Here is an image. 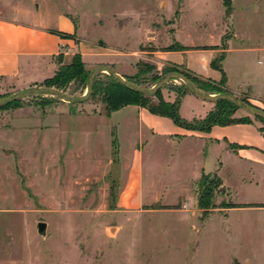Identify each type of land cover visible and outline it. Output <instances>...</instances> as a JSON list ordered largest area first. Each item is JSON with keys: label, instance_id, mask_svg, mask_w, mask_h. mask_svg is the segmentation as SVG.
Wrapping results in <instances>:
<instances>
[{"label": "rangeland", "instance_id": "374dc122", "mask_svg": "<svg viewBox=\"0 0 264 264\" xmlns=\"http://www.w3.org/2000/svg\"><path fill=\"white\" fill-rule=\"evenodd\" d=\"M27 8L65 15L76 36L116 58L124 75L141 69L138 86L146 89L158 74L146 58L155 52L264 45V0H0L3 16ZM181 86L170 81L160 94L176 96ZM17 91L6 89L0 99ZM63 92L81 97L86 86L71 83ZM101 99L70 104L35 96L0 108L1 115L29 119L23 129L0 119V264H264V214L233 216L226 227L217 215L195 212L193 201L177 200L182 191L174 181L183 172L166 154L159 153L152 173L171 190L137 209L118 207L122 168L112 130L106 144L97 129L106 117ZM54 114L61 124L55 130L48 121ZM236 116L253 118L240 109ZM35 118L39 127H32ZM149 165L145 159V180ZM197 193L196 186V201ZM219 195L215 188L214 204Z\"/></svg>", "mask_w": 264, "mask_h": 264}, {"label": "crops", "instance_id": "0c3cea01", "mask_svg": "<svg viewBox=\"0 0 264 264\" xmlns=\"http://www.w3.org/2000/svg\"><path fill=\"white\" fill-rule=\"evenodd\" d=\"M102 50L96 44L80 40L73 23L65 15H42L31 8L19 10L12 17L0 15V94L6 89L20 91L42 87L60 67L69 66L76 55L81 57L85 68L111 64L120 77H129L119 70L116 58ZM146 58L153 63L158 75L166 67L176 68L202 82L219 85L222 73L211 65L217 62L225 76L221 88L264 111L263 43L246 49L155 52ZM136 73L137 69L132 67V76ZM175 98L173 93L164 96L167 102H173ZM214 108V103L187 92L181 98L179 115L188 122L202 120ZM7 116L11 121H20L14 124L18 129L28 125L29 119H23L19 114L11 117L3 113L0 119ZM104 119L97 129L104 130L106 144L112 130L122 168L121 188L117 195L119 208L137 209L142 204L160 201L161 194L171 190V182L161 183L160 188L152 173L159 153H162L166 154L165 158L168 155L169 166L177 164L183 172L182 179L174 181L179 182L182 191L177 200L193 201L197 207L194 188L203 175L213 176L219 181L220 197L215 201L216 208L208 211V218L217 215L220 225L227 227L233 216L237 220L249 213L264 214V136L259 131V121L249 118L248 123L213 126L208 132L192 131L133 105ZM59 120L60 115L49 116L54 130L61 126ZM34 124L39 127L41 120L33 119L32 127ZM2 131L0 128V134H4ZM145 159L151 166L146 180L143 173ZM224 203L239 207L227 208ZM179 211L182 214L188 212ZM195 212L200 213V209Z\"/></svg>", "mask_w": 264, "mask_h": 264}, {"label": "trees", "instance_id": "16d2710c", "mask_svg": "<svg viewBox=\"0 0 264 264\" xmlns=\"http://www.w3.org/2000/svg\"><path fill=\"white\" fill-rule=\"evenodd\" d=\"M216 63L217 62H213L211 65L213 68L219 70L222 73V80L219 85L208 82L201 83L202 81L191 76L187 72L176 68H168L164 70V74L181 73L190 79L199 90L207 94H228L221 88V85L224 84L225 76ZM143 73L144 72L141 69H138L134 76L124 77V79L136 85H140L139 77H141ZM100 74L101 73L97 74L93 80L92 91L89 98L91 99L96 94H101V100L104 104V112L106 116H109L111 113L116 112L123 107L133 105L146 109L152 115L169 118L175 125L192 131L208 132L213 126H227L231 124L249 122L248 117L233 118V111L238 108L227 100L214 103V110L209 112L204 119L188 122L182 119L179 115L181 98L185 93L189 92L185 86H181L182 88L177 90L176 98L173 102H167L160 94L161 89L155 93L153 98L145 97L137 92L129 90L109 75H106L104 79L102 76L97 77ZM88 75L89 71L85 69L81 57L76 55L69 66L60 67L52 78L46 80L43 83V87L55 88L57 90L65 91L69 84L73 83L77 86L85 85L87 88ZM160 78L161 76L158 74L153 75L150 79L151 84L155 85L160 80ZM204 83H206V85ZM184 88L186 91H183ZM241 100L249 104L245 99ZM16 102L17 101L9 103L5 106L15 104ZM255 120L262 124V126L259 128V131L264 136V120L259 118H255ZM113 144L116 148L115 141ZM219 186V181L216 180L215 177L204 175L201 177L197 184V207L199 209L203 210L204 212H208L211 209L216 208V205L213 203V193L215 188L219 189ZM223 206L227 208L239 207L233 204H223Z\"/></svg>", "mask_w": 264, "mask_h": 264}, {"label": "water", "instance_id": "95a60500", "mask_svg": "<svg viewBox=\"0 0 264 264\" xmlns=\"http://www.w3.org/2000/svg\"><path fill=\"white\" fill-rule=\"evenodd\" d=\"M99 73H106L107 75L111 76L114 80L124 85L129 90L137 92L145 97H154L155 93L158 90H160L163 86H165L167 83H169L170 81L179 80L192 95L196 96L197 98L203 101L216 103L218 101L227 100L230 101L235 106H237L238 109L243 110L247 115L253 118H259L264 120V111L256 109L255 107L243 102L240 99H237L231 94H207L199 90L190 79H188L186 76H184L181 73L166 74L162 76L160 80L151 89H146L123 79L118 74H116L109 66H97L89 71L86 92L81 97H73L61 90L42 86V87L20 90L4 98H1L0 107L24 98H30L35 96L55 97L63 102H67L70 104L84 103L90 97L93 80L95 76ZM45 227H46L45 224L39 223L37 226L38 233L44 234Z\"/></svg>", "mask_w": 264, "mask_h": 264}]
</instances>
